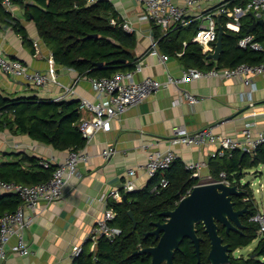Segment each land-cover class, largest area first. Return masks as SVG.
Wrapping results in <instances>:
<instances>
[{
    "label": "crops",
    "instance_id": "1",
    "mask_svg": "<svg viewBox=\"0 0 264 264\" xmlns=\"http://www.w3.org/2000/svg\"><path fill=\"white\" fill-rule=\"evenodd\" d=\"M107 1L113 6L117 18L130 27L129 33H133L137 39L132 54L135 67L139 66L141 70L134 74V80L140 82L143 78L151 77L165 82L168 75L180 77L184 67L179 55L162 62L159 57L149 54L152 42L157 43V40H154L151 23L141 20L142 6L136 0ZM7 11L16 28L0 27V55L17 59L29 71L44 73L63 85L71 86L74 93L66 98L68 101L87 99L95 102L91 78L58 66L51 60L50 50L39 39L33 20L27 17L24 6L14 1ZM22 33H25V38ZM156 46L159 55H164L159 45ZM252 82L250 87L237 78L202 77L181 85L180 89L168 85L126 110L119 118L109 120L104 130L94 134L88 143L86 151L89 161L80 165V176L69 180L62 198L56 203L40 205L37 218L25 232L30 253L26 256L9 253L0 264H71L72 247L84 245L95 222L104 210L110 209L108 201H119L123 196L122 183L127 171H135L132 180L136 190L147 185L149 178L143 165L150 151L171 148L183 164L204 163L199 173L204 180L208 179V162L217 145H171L169 141L173 128L182 126L189 133L209 128L216 135L239 138L245 123L254 121L256 126L253 132L261 130L264 127V75L254 76ZM184 90L199 98V101L190 104L183 97ZM0 92L14 97L53 100L63 93V89L49 82L44 88L35 90L28 87L23 79L0 72ZM109 146L114 148V152L109 159H104L101 152ZM20 153L54 164L61 162L67 151L54 150L8 129L0 130V163L13 161L14 157L10 155ZM257 171L259 173L254 175L264 176L261 165ZM263 187L260 183V188L256 190L262 191ZM245 197L249 198V195ZM15 243L16 238L12 237L8 248ZM89 246L91 251L95 250H92L90 242Z\"/></svg>",
    "mask_w": 264,
    "mask_h": 264
},
{
    "label": "trees",
    "instance_id": "2",
    "mask_svg": "<svg viewBox=\"0 0 264 264\" xmlns=\"http://www.w3.org/2000/svg\"><path fill=\"white\" fill-rule=\"evenodd\" d=\"M0 0V27L2 25L16 28L13 18ZM22 4L28 18H32L37 34L42 43L52 53L56 65L72 69L79 75L94 78H107L118 72L135 69L133 50L137 39L133 33L123 28L124 22L117 18L113 6L107 0H11ZM251 15L241 20L238 33L228 32L223 38V51L216 62L208 60L202 47L192 42L198 21L186 27H171L163 33L161 27L152 25L154 40H157L161 51L168 57H178L184 69L197 68L201 71L212 69L234 68L240 64L257 65L263 60L261 53L250 49H241L237 42L252 34L255 42L264 44V25H256L248 32L252 24ZM223 23V20H221ZM97 35V37H89ZM25 38V33H22ZM186 45H183V44ZM214 46V44H213ZM117 60H124L118 62ZM102 63L99 67L97 64ZM79 101H53L37 97H14L0 92V130L8 129L15 134L28 136L30 139L50 146L57 151L79 149L85 146L86 140L78 127L81 117ZM13 161L0 163V180L23 185H38L47 182L55 169L44 168L41 159L26 154H11ZM264 169V146L251 156L234 151L231 157H210L208 162L209 179L193 178L192 172L178 159L164 173H157L149 179L147 185L132 193L126 199L109 200L107 206L116 214L112 226L121 229L122 233L114 240L100 238L94 251L89 242L83 246L82 253L73 258L71 264H150L147 254L134 255L139 247L149 248L157 244L154 236L146 233L154 230V224L164 222L163 212L173 210L177 202L191 189L202 183L218 182L220 173H225L230 185L242 190L241 197H232L234 208L248 207L241 219L244 226L240 232L229 231L218 225V233L223 243L230 248L228 264H264V234H257L258 225L250 221L256 213L252 203L243 202L247 194L242 189L243 172L252 167ZM164 178L168 185L160 188ZM157 187L158 194L151 190ZM124 195V193H122ZM19 197L11 194H0V217L14 212L20 205ZM131 211L136 220L133 230ZM200 241V261H197L195 249L189 239H184L174 253L173 264H209L207 255L209 240L201 224L196 225ZM258 239L257 244L247 257H237L236 250L248 247Z\"/></svg>",
    "mask_w": 264,
    "mask_h": 264
},
{
    "label": "built area",
    "instance_id": "3",
    "mask_svg": "<svg viewBox=\"0 0 264 264\" xmlns=\"http://www.w3.org/2000/svg\"><path fill=\"white\" fill-rule=\"evenodd\" d=\"M143 8L141 20L153 23L161 27L163 33H166L171 27H186L191 22L198 21L197 30L192 38V42L202 47L203 54H208L213 50V44L217 39V19L220 16V23L226 32L238 33L241 28V20L247 15H251L252 21L262 20L264 23V0H136ZM11 0H4L3 5L6 10L11 6ZM264 25V24H263ZM123 28L130 32V27L124 23ZM157 43L152 42L149 54L159 57L160 61L165 62L168 59L166 55H159ZM183 45H186L185 43ZM241 49H250L261 53L262 62L257 65L240 64L234 68L212 69L201 71L197 68L184 69L180 77L168 75L165 82H159L151 77L143 78L140 82L134 80V74L140 72L137 66L133 71L118 72L111 77L90 79L91 88L96 101L80 99L78 109L81 117L78 127L86 140L84 147L79 149H69L64 159L59 163L42 160L41 165L44 168L54 166L55 169L51 178L38 185H23L15 182H6L0 180V193L11 194L19 197L21 203L17 209L12 212H6L0 217V263L3 262L9 253L26 256L30 253L25 241V232L28 226L37 218L41 204H54L62 198L64 187L70 179L80 176V165H85L89 161V154L86 147L91 138L97 132L104 130L106 123L119 118L126 110L137 106L145 99L158 92L161 88L173 85L180 89V86L202 77H221L225 79L237 78L244 85L252 87V78L256 75H264V44L255 42L252 34H247L237 42ZM51 60L52 53H49ZM177 55H181L178 53ZM0 72L23 79L28 87L40 90L47 83L52 82L63 89V93L53 101L66 100L74 93L71 86H66L56 81L55 78H49L48 75L29 71L24 64L11 58H5L0 55ZM183 97L190 103L195 104L199 98L191 95L187 91H182ZM177 103V102H176ZM264 112V111H263ZM87 114V116H83ZM256 123L248 121L240 131L239 138H229L216 135L209 128L201 129L195 133L187 132L184 127L177 126L173 128L170 138L171 145H183L189 147H199L206 143L217 145V150L211 154V157L231 156L234 151H241L248 155H254L256 151L264 146V127L253 132ZM112 146L103 148L101 155L104 159H109L113 154ZM178 155L171 149L165 151H150L147 153L143 169L149 179L157 173L164 174L170 166L177 161ZM185 168L192 172L193 178H199V170L205 164L198 162L185 163ZM259 171L253 172L257 174ZM135 175L133 169L128 170L122 191L125 194L136 191L132 178ZM219 182L230 185L226 180L225 173H220ZM209 179V178H208ZM207 179V180H208ZM207 180L203 181L206 182ZM205 184V183H202ZM168 185L166 179L160 181V188ZM200 185V184H199ZM260 192V190H256ZM151 193L158 194L157 187L151 190ZM243 201L248 202L249 198ZM116 214L112 209L104 210L102 216L95 222L89 236L86 239L92 244V250L96 248L98 239L105 238L109 241L120 236V228L112 226L111 222ZM250 221L258 225L257 234H264V209L257 212L250 218ZM15 237L16 243L8 248L9 240ZM85 242V243H86ZM83 246H74L71 249V259L79 256L83 251Z\"/></svg>",
    "mask_w": 264,
    "mask_h": 264
},
{
    "label": "water",
    "instance_id": "4",
    "mask_svg": "<svg viewBox=\"0 0 264 264\" xmlns=\"http://www.w3.org/2000/svg\"><path fill=\"white\" fill-rule=\"evenodd\" d=\"M217 19V39L214 43L212 52L208 53L206 58L211 61H218L223 51V38L227 32L220 23V16ZM262 20L252 22L248 32H251L256 25H263ZM97 37V35L89 36ZM124 62V60H117ZM101 67L102 63L97 64ZM241 197L240 191L234 185H227L224 182H212L194 186L191 191L183 196L176 204L175 208L163 212L161 216L164 222L154 224V230L145 234L151 235L157 240L154 247L141 248L134 251L131 255L147 254L151 257L150 264H173L174 253L184 239H189L195 249L197 261H200V241L197 236L196 225L201 224L204 233L209 240V251L207 260L209 264H228L230 248L224 244L218 233V225H221L225 232H240L244 226L240 219L248 213V207L235 209L232 197ZM123 200L126 195L122 196ZM132 220L133 230L136 227V220L131 211L128 212Z\"/></svg>",
    "mask_w": 264,
    "mask_h": 264
},
{
    "label": "rangeland",
    "instance_id": "5",
    "mask_svg": "<svg viewBox=\"0 0 264 264\" xmlns=\"http://www.w3.org/2000/svg\"><path fill=\"white\" fill-rule=\"evenodd\" d=\"M255 171H257V167L244 170L241 186L242 189L247 192V194H250L248 202L252 203L255 207V210L257 211L264 209V187L262 191H256V189L260 188V183H262L264 186V176L259 177L258 175L252 174ZM257 241L258 239L254 240L250 246L239 249L238 253H235V256L247 257L257 244Z\"/></svg>",
    "mask_w": 264,
    "mask_h": 264
}]
</instances>
